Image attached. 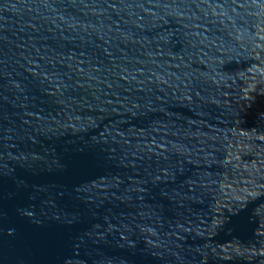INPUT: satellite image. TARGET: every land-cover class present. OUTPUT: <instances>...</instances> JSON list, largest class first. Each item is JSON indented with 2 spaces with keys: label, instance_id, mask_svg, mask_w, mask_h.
Listing matches in <instances>:
<instances>
[{
  "label": "water",
  "instance_id": "95a60500",
  "mask_svg": "<svg viewBox=\"0 0 264 264\" xmlns=\"http://www.w3.org/2000/svg\"><path fill=\"white\" fill-rule=\"evenodd\" d=\"M0 264H264V0H0Z\"/></svg>",
  "mask_w": 264,
  "mask_h": 264
}]
</instances>
